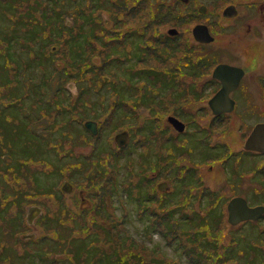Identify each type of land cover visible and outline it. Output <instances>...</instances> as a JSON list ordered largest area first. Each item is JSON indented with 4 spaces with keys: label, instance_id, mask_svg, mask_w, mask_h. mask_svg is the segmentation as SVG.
<instances>
[{
    "label": "flooded vegetation",
    "instance_id": "af4514ba",
    "mask_svg": "<svg viewBox=\"0 0 264 264\" xmlns=\"http://www.w3.org/2000/svg\"><path fill=\"white\" fill-rule=\"evenodd\" d=\"M159 1L164 23H169L165 32L140 31L137 38L146 43L147 35L156 36L149 44L155 50L145 52L156 64L149 65L151 81H126L129 85L120 90L127 97L116 111H105L101 103L94 106L98 97L75 85L74 119L83 133L74 136L70 126L67 143L64 132L52 131L53 145L58 143L53 157L44 150L21 160L12 152L0 153V212L8 203L14 206L16 196L28 191V180L37 181L43 172L28 166L53 171L44 192L32 188L27 199L18 201L19 224L0 223V264H64V231L95 226L96 216L110 225L103 234L114 225L128 234L127 203L123 211L113 202L107 207L118 192L133 196L142 227L135 241L139 254L147 251L159 262L182 260L164 252L153 236L196 264L203 259L188 252L190 237L216 235L241 247L239 231L245 223H252L256 232L252 242L264 248V0ZM151 19L158 25L155 16ZM180 51L181 63L173 65L172 57ZM43 82L53 95L65 93L59 81L55 88L49 80ZM86 92L90 95H82ZM103 111L114 118L100 122L98 112ZM62 124L64 129L63 119ZM105 189L108 197L98 198ZM236 197L253 206V218L229 217L228 205ZM212 212L217 215L211 217Z\"/></svg>",
    "mask_w": 264,
    "mask_h": 264
},
{
    "label": "rangeland",
    "instance_id": "374dc122",
    "mask_svg": "<svg viewBox=\"0 0 264 264\" xmlns=\"http://www.w3.org/2000/svg\"><path fill=\"white\" fill-rule=\"evenodd\" d=\"M121 1L125 0H0V153L12 152L14 158L21 160L32 159L44 150L45 154L53 157L58 143L53 145L56 140L51 136L52 131L55 135L64 132L67 143L70 138V126L73 128L74 136L77 137L79 131L83 133L82 125L77 126L75 123L74 117H77V113L74 112V107L71 111L67 105L68 99L73 96L69 97L68 95L75 93L72 81H76L79 76L75 74V69L80 65V61L67 53H70V50L82 48L84 42L85 48H101L103 51L105 39L92 40L91 42L92 32L102 36L104 32H111L112 36L123 35L130 29H137L139 32L144 31L148 34H154L157 30L165 32L169 23L158 26L151 19L152 16L161 15L163 12L160 9L161 2L159 0H128L126 7L121 6ZM43 15L47 19H44ZM94 25L96 30H93ZM24 27H29V31H24ZM147 36L148 44L153 45L156 36ZM37 46H39L38 49L41 48L40 46L47 49L51 63H54L56 69L47 65L50 72H44L42 67H46V63L39 57L27 62L32 58L28 49L37 48ZM99 52H93L86 56L88 60L84 65L90 64L91 57L100 59L102 55ZM36 53L40 55L39 52ZM151 53L152 51L149 50L148 54L151 55ZM182 54L183 51H180L178 55L172 57L173 65L177 62L181 63L178 57ZM58 63L61 67L57 66ZM123 63V61H115L109 64L116 72L109 75V84L97 94H91L92 96L99 97L101 94L109 96L110 91L115 89L113 84L120 87L122 81L128 78L127 74L121 70ZM130 65L131 61H128L126 66ZM152 65L156 66L155 63ZM35 67L37 69L34 72ZM92 68L91 61L90 66L84 69L85 73L89 74ZM52 70L55 76L52 77L50 83L60 80L58 71L61 73L62 82L64 80L69 82L66 86L64 85L65 93L58 95L57 92H54L53 95L52 90L43 82L48 80ZM94 70L101 72V62ZM105 72L109 74L107 68H105ZM53 87L55 88V84ZM85 89L87 88L85 87ZM124 90L126 91V88ZM61 118L65 121L64 129L61 128L63 126ZM117 120L121 119L116 118L115 121ZM87 148L86 146L83 149L87 150ZM109 158L110 156L107 155L106 160ZM21 166V164L18 165L19 168ZM33 168H43V172L37 181L28 180V191L25 193L23 190L16 196L14 206L11 203L5 205L4 210L0 212V223L19 224L22 219V208L18 201L27 199L32 188L44 192L43 188L50 185L53 171H48L46 166L37 165H30L26 169ZM119 189L122 190V188ZM102 196L107 198L108 190L105 189V193L97 195L98 198ZM98 198H95V203L99 200ZM132 198L133 196L128 192L115 193L113 201L107 200V207L112 208L113 202L123 211L127 203L129 215L125 225L132 235L139 237L142 231L141 221L135 216V207H133L135 203L134 200L131 201ZM93 208L85 206L84 210ZM101 209L98 210V213L102 214ZM116 211L120 212V208L117 207ZM117 212L115 214L119 215ZM216 215L215 212H212L210 216L215 217ZM96 219V226H80L74 232L64 231L67 242L60 255L64 258V264H134L133 260L128 257L129 251L124 248L123 241H126L128 236L123 233L122 227L120 225L110 227V230H114V234L103 236V229L107 230L110 225H107L105 221L103 222L105 226L101 224L99 216H96ZM239 234L241 247L244 248L245 256H247L246 246L253 243L252 239L256 234L253 224H243ZM152 240L157 241L168 255L178 254L182 260L180 264H192L187 261L185 253L181 254L179 250L174 251L165 245L160 236H153ZM74 241L75 244H80L76 250ZM254 243L252 244L253 258H258L264 248ZM131 250L138 252L139 245L134 243ZM247 258L240 261L239 264H246Z\"/></svg>",
    "mask_w": 264,
    "mask_h": 264
},
{
    "label": "trees",
    "instance_id": "16d2710c",
    "mask_svg": "<svg viewBox=\"0 0 264 264\" xmlns=\"http://www.w3.org/2000/svg\"><path fill=\"white\" fill-rule=\"evenodd\" d=\"M127 5H128V0L121 1L122 7H126ZM165 17H166V13L164 12H162L161 15L158 14L157 16H155L158 22V25H161L164 23ZM43 18L47 19L44 15H43ZM19 29L20 28H18L17 30ZM23 29L24 31H27V32L29 31V27H26V28L24 27ZM94 29L96 30L95 25H94L93 30ZM139 37H141V33L137 29H130L123 35H113V36L111 35V32L109 33L104 32L103 36L99 35L98 33L92 32V36L90 39L91 42L92 40L105 39V49L103 51H101V48H97V49L95 48L91 49L90 47L85 48V42H84L82 48L70 50V53H67L69 55L74 56L77 60L80 61V65L75 69V74L79 75L76 78V84L80 85L83 90L86 87L87 90L91 91L90 94H97L99 91L102 90L103 87L109 84L108 83L109 75L111 73L116 72V70L112 69L109 66V64L115 61L124 62L123 63L124 65L122 66L121 70L123 71L124 74H127L128 78L122 81V83L120 84V87L117 84L112 85L115 89L113 92L114 96L111 101H108V97L105 94H101L98 98L93 99L94 106H95V103H101L104 105L103 109H106L105 111H116V108L123 106L122 102L124 101L121 102L120 100L125 95L120 89H121V86H123L124 84L127 86L129 85V82H126V81H134V80H139L142 82L151 81L154 70L151 67H149V65L154 60V57H147L145 55V52L149 50L154 51L155 48L154 47L150 48L148 42L145 43L144 40H143V43L142 41L138 42L137 38ZM91 42H88V43L92 44ZM38 47L39 46H37V48L28 49V52L30 53V56L32 57L30 60H32L33 58L36 60L37 57H39L40 59H43L46 63L45 70H48V73L50 71L47 68V65H49L51 68L56 69L54 63H51V60L49 58L50 54L47 53V49H43L42 46H40L41 48L38 49ZM36 52H39L40 55H38ZM93 52L101 53L102 57L100 56V59H97L96 57L94 58L91 57L90 64L92 61L93 68L90 70L89 74H86L84 69L90 66V64L84 65L85 62L88 60V57L86 56H89ZM128 61H131L130 66H126V63ZM98 62L99 63L101 62V67H102L101 72L99 71L96 72V70H94L95 67L99 64ZM37 64L41 65L39 63ZM105 68H107V71L109 72V74H106ZM53 74H54V71L52 70L51 73L49 74L48 80L52 78ZM62 80L63 79L60 78L59 87H62L63 84L65 83V80L64 82H62ZM90 94H87L86 92V94H82V95L89 96ZM72 99L67 104L69 107L71 106V111L73 107ZM86 104L87 102L81 103L82 106ZM98 113L100 117L99 119L100 122H103V121L108 122L109 120L114 118V115H107L105 114L104 111L98 112ZM104 117H105V120H104ZM118 122H120L121 124L123 123L122 120H118ZM110 232L114 233V230L107 231V233H110ZM104 235L108 236L107 234H104ZM190 240L192 241V243L186 244L188 245V248H187L188 252L195 253L198 256L200 255L203 259V264H236V263L239 264V262L245 259L246 257H248L246 260L247 262L246 264H264V253H262L260 257L253 259V245H252L253 243L252 244L250 243L247 245V254H246L247 256H245L246 251L244 250V248L235 246L233 240L222 241L220 240V237H217L216 235H213L211 239H205L204 237H202L201 234H199L197 237H190ZM74 244H75V241H74ZM133 244L128 247L127 251H129L128 257L133 260L134 264H170V263L159 262V260L156 259V256H153L147 251H145L144 253L140 252V254H139V251L133 252L131 250V248L133 247ZM199 245L202 246L201 248H205L208 246L207 248L204 249L205 251L204 253H201V248H199ZM74 246H77L78 248L80 244L78 243L77 245H74ZM77 248H75V250ZM133 256H135V258H133ZM149 257H153V258H149ZM199 263L201 262H196V264H199Z\"/></svg>",
    "mask_w": 264,
    "mask_h": 264
},
{
    "label": "water",
    "instance_id": "95a60500",
    "mask_svg": "<svg viewBox=\"0 0 264 264\" xmlns=\"http://www.w3.org/2000/svg\"><path fill=\"white\" fill-rule=\"evenodd\" d=\"M171 32H176V29H169ZM89 126L90 122H87ZM119 143L121 141L119 140ZM229 217L234 221H238L240 219L251 218L255 213V209L247 205L246 201L242 197H236L230 201L229 205ZM237 218V219H234Z\"/></svg>",
    "mask_w": 264,
    "mask_h": 264
}]
</instances>
